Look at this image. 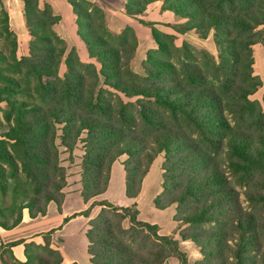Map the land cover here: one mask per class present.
<instances>
[{"label":"trees","instance_id":"obj_1","mask_svg":"<svg viewBox=\"0 0 264 264\" xmlns=\"http://www.w3.org/2000/svg\"><path fill=\"white\" fill-rule=\"evenodd\" d=\"M22 1L31 42L29 56L19 59V38L0 0V43L7 51L0 48V105L7 106L5 125L0 117V230L19 227L26 211L31 219L46 217L51 204L63 214L68 175L61 164L62 148L73 154L84 145L81 195L85 204L107 193L113 167L125 156L126 195L138 199L151 167L165 154L164 192L155 207L166 211L175 204L193 205L179 222L191 228L211 227L190 236L202 251V264H264V112L250 100L260 85L246 89L227 77L223 92L231 103L225 105L217 89H209L205 74L190 66L184 69V85L170 86L168 77L156 86L127 83L122 78L123 57L105 39L80 32L88 51L99 61V73L82 61L77 48L69 51L67 41L55 30L62 19L51 5ZM68 2L79 28L88 29L82 20L89 17L82 11L85 0ZM153 2H163L167 11L193 20L194 25L184 32L215 31L231 36L240 31L252 37L253 30L264 25L260 20L264 0H213L211 4L203 0H128V13L140 16ZM239 3L244 8L241 13ZM225 6L238 14L224 15ZM228 54L236 65L231 73L238 78L240 55ZM64 65L67 72L62 76ZM252 66L253 58L244 76L250 81ZM109 88L138 98L136 105L121 99L115 105L107 98ZM227 107L233 108L235 127L225 114ZM95 205L101 211L87 231L91 264H164L171 258L188 264L178 241L160 236L158 225L138 220L137 203L121 207L96 201L87 211L66 218L64 224L78 216L90 218ZM61 228L42 234L40 245L25 240L1 245V263L63 264L64 255L54 248L53 239ZM23 244L27 261L20 263L13 249Z\"/></svg>","mask_w":264,"mask_h":264},{"label":"rangeland","instance_id":"obj_2","mask_svg":"<svg viewBox=\"0 0 264 264\" xmlns=\"http://www.w3.org/2000/svg\"><path fill=\"white\" fill-rule=\"evenodd\" d=\"M3 1L8 11L15 8H22V13L24 14V5L21 0ZM203 1L206 4H211L213 0ZM59 2H63V5L65 4L64 0H59ZM127 3L128 0H85L82 11L89 17L82 20L87 22L88 29L82 30L81 27L78 28V18L74 11L72 12L73 15L66 16L64 22L58 27L61 35L69 43V51L74 47L77 48L82 61L95 67L100 73L101 67L98 63L99 61L96 57L92 56L91 51H88L80 36V32H93L95 35L105 39L107 45L118 50L119 56L121 58L123 57V66L121 68L122 78L127 83H138L140 85L148 83L147 86L149 84L156 86L162 78L168 77L171 78L169 80L170 86L184 85V69L190 66L199 69L205 74L209 89H217L225 105L231 103V100L227 98V93L223 92V83H226L227 77L236 80L238 84H242L246 89H253L252 87L259 84L260 86L257 91L250 96V100L257 104L258 111L262 110L264 112V25L253 30L254 35L252 37L240 31H233L231 36L227 33L219 34L215 31L192 30L184 32V29L194 25V21H191L185 15L180 16L174 12L167 11L163 2L151 3L148 9L140 16H130L127 10ZM60 8L62 9L61 12L65 13L64 8L66 7L61 6ZM239 8L240 13L244 11L241 3H239ZM133 10L134 8H130V11ZM221 12L226 16H235L238 14L237 12L229 10L227 6ZM260 20H264L263 15H260ZM11 22L12 29L16 33L18 29L15 13H13V21ZM23 24H25L24 18ZM55 30L57 31L56 27ZM25 35L27 38H22L19 43V59L29 56L31 36L27 29H25ZM89 37L92 38L91 36ZM2 44L0 43V48L7 54L6 47ZM126 49L130 53L126 54ZM93 50L95 52H101V48H94ZM231 51L237 52L240 55L238 69L241 71V75L238 78L231 73L232 68L236 66L231 63L232 59L228 54ZM248 56L250 57L248 58ZM252 58L253 78L250 81L249 78H244V76L248 73L249 67L247 66L251 64ZM66 72V66L64 65L61 69V75L63 76ZM100 78L104 85L105 79L101 74ZM109 92L110 94L107 98L112 100L115 105H118L117 101L120 99L125 103L132 102L136 105L138 99L136 97L129 98L125 94L118 93L112 88H109ZM6 109L7 106L5 104L0 105V117L4 125L3 110ZM136 110L138 109L135 108L133 111L136 112ZM225 110L226 116L232 120L231 124L235 127V118L230 113L233 108L227 107ZM162 114L164 113L162 112ZM164 116L166 115L164 114ZM163 121L165 123L168 122L166 117ZM170 126L173 129H178L175 125L170 124ZM192 138L195 139L197 137L194 135ZM207 151L212 156V151L210 149H207ZM61 153V164L66 168L68 175V187L64 192L66 193L67 190L68 192L75 191L79 184L82 185V162L85 154L84 145L80 144L73 154L63 148L61 149ZM215 158L219 161L223 160V158ZM119 161L125 163L128 161V157L125 156ZM164 166H168V161L166 160L165 154H162L156 163L153 164L149 174L145 178L143 185L144 192L142 190L143 194L138 207L140 212L138 220L151 225H158L160 228V236H166L178 241L182 251L187 256L188 264H202L205 258L201 249L190 236L193 232L203 234L211 227L191 228L189 224L185 225L179 222L180 218L184 216V213L189 211L193 205L182 206L175 204L172 208L163 212L158 211L155 207L157 197L164 192ZM117 177L118 174L115 172L114 178L117 179ZM237 190L240 193L244 192V189L241 188H237ZM124 192L120 189L114 190L115 203L131 205L129 207H132L133 203L127 198ZM173 194H178V192ZM164 199L166 200L168 197H164ZM165 200L162 203H165ZM242 201L244 207L249 211V206L243 196ZM94 202L96 200L91 205ZM135 203L137 202L135 201ZM79 205L80 203L76 207H79ZM100 210L101 208L99 206H94L93 213L96 215L95 218L100 214ZM57 223V220L50 217L46 221L36 223V230L40 232H51L57 227H60L56 226ZM125 225L128 227L129 222L127 221ZM83 227V222L76 221L68 225L64 231L62 230L63 232H60V239L63 243L70 250L77 251V258H79L80 264H85V258H88L86 236ZM13 236H17V234ZM32 242H35L37 245L44 243L43 238L36 239ZM58 243L57 246L60 247L61 242L59 241ZM11 256V253H9V258ZM164 264L181 263L179 259L171 258Z\"/></svg>","mask_w":264,"mask_h":264},{"label":"crops","instance_id":"obj_3","mask_svg":"<svg viewBox=\"0 0 264 264\" xmlns=\"http://www.w3.org/2000/svg\"><path fill=\"white\" fill-rule=\"evenodd\" d=\"M21 2L24 5V2L22 0H21ZM64 3L65 4L63 5V2L60 3L59 0H41L42 6L44 4L51 5L53 7L54 11H55V15L61 17V19L63 18V21L61 20V22L56 26L57 32L59 33V35L62 38H64V37L59 32L58 27L62 24V22H64V18L66 16H71L72 12L74 11L73 7L71 6V4H69L68 0H64ZM61 6L66 7V8H64L65 13L61 12V10H62L60 8ZM13 13H15L16 17H17V29L18 30L16 31V33L19 35L18 38H19V43H20V40L22 38H25V39L27 38V36L25 35V29H27V26H25L26 22H25V24H23V18L25 20V17H24V14L22 13V8L21 9L20 8H15V9L9 10L10 20L11 21H13ZM18 31H19V33H18ZM67 43H68V41H67ZM115 172L118 174L117 179L114 178ZM126 179H127V175H126V172H125V167L123 166V161H118L113 167L111 183H110V186H109V189H108L107 193H105L103 196L98 198L96 201L97 202L109 201L112 204L117 205V206H121V207H129V206H131V205L117 204L114 201V197H115L113 195V194H115L114 190L120 189L121 191H125L124 193H126ZM81 189H82V185L79 184L75 191L68 192V190H67V192H66V201H65L64 206H63V214L59 213L58 208H57V206L55 204H51L49 206L48 215L46 217H43V218L40 217L38 219H31L29 217L28 212L26 211L25 215H24V221L19 227H17L16 229H14L12 231L0 230V246L1 245H8V244H11V243H14V242H18V241H21V240H25L26 242L30 243L32 241H35L36 239L42 238L41 237L42 234H46V233H49V232H40V231L36 230V228H37V226H36L37 224L36 223H38L40 221H46V220L50 219V217H52L55 220H57V222H58L56 226L62 227L61 230H59V231H57L55 233L53 239H54V243H55L54 248L59 249L64 255L65 261H64L63 264H73V263L80 264L79 263L80 260H79V258H77V256H78L77 255L78 254L77 251H74L73 249L70 250L66 246V244H64L63 241L60 239V236H61L60 232L62 230L64 231L67 228V226L70 225L71 223L76 222V221H80V222L84 223L83 230H84L85 236H86V251H87L88 258H85V264H91L90 257H89V254H88L89 241H88V238H87V231L89 229L90 221L95 219V216H96L95 213L92 212V215H91L90 218H86L84 216H78V217L72 219L68 224H64V220L66 218H68V217L71 218V217H73V216H75L77 214H81V213L87 211L89 209V207L91 206V203L90 204H85L84 203V201L82 199V195H81ZM143 192H144V190H143ZM143 192L141 193V196L138 199H136V200H131L128 197L127 198L133 204L136 201L138 203V207H139V202H140V199L142 197ZM78 203H80V205H79V207H76V205ZM161 212H163V211H161ZM60 227H57L56 229H58ZM14 234H17V236H13ZM59 241L61 242L60 247L57 246L59 244L58 243ZM13 252H14L15 258L20 263H25L27 261V258H26V247H25L24 244L15 247L13 249ZM0 264H2L1 261H0Z\"/></svg>","mask_w":264,"mask_h":264}]
</instances>
